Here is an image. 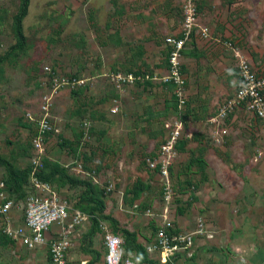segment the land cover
I'll return each mask as SVG.
<instances>
[{
  "label": "rangeland",
  "instance_id": "rangeland-1",
  "mask_svg": "<svg viewBox=\"0 0 264 264\" xmlns=\"http://www.w3.org/2000/svg\"><path fill=\"white\" fill-rule=\"evenodd\" d=\"M18 4L19 0H0V57L15 43L11 26ZM188 8L193 9L194 20L185 36ZM202 29L210 38L202 37ZM23 30L26 48L0 63V157L18 169L31 167L22 196L14 198L0 165V193L17 207L12 225L20 223L25 198L37 190L34 181L41 182L37 171L32 174V141L38 122L46 119L52 129L45 134L42 163L47 159L66 174L98 186L103 191L104 215L116 220L119 230L134 233L137 243L144 246L150 241L166 203L159 191L160 176L148 170L146 159L158 151L177 120L172 92L162 81L170 68L167 39L186 37L179 63L187 103L169 170L173 185L169 215L174 226L194 232L202 219L203 233L196 236H205L206 212L218 206L216 200H230L225 193L229 189L224 187L214 190L224 193L222 198L211 200L207 158L210 167H252V173L244 177L242 169L240 176L264 184V123L244 106H236L225 121L235 116L244 121L239 127L243 132L237 135L246 148L222 153L219 162L207 157L200 148L203 141L195 138L198 127L205 126L200 123L217 117L234 98L235 52L250 62L257 76H264V0H30ZM129 75L135 78L133 82L124 80ZM228 135L220 136L225 140ZM208 141L218 144L212 138ZM218 173L220 180L227 175ZM228 175L225 180L237 181L235 174ZM46 184L67 202L71 212L79 211L76 205L82 189ZM133 188H138V198L130 193ZM226 205L222 210L231 211L230 203ZM84 216L86 220L70 237V264H89L91 251L101 257L95 264H104L102 227L110 230L109 222L99 220L95 232L92 219ZM220 240L208 249L204 260L207 255L210 260L216 256L226 264L225 237ZM123 250L127 257L140 260L134 252ZM213 250L222 252L217 255ZM48 255V244L32 250L13 243L0 245V264H53ZM149 259L159 264L155 254Z\"/></svg>",
  "mask_w": 264,
  "mask_h": 264
},
{
  "label": "built area",
  "instance_id": "built-area-1",
  "mask_svg": "<svg viewBox=\"0 0 264 264\" xmlns=\"http://www.w3.org/2000/svg\"><path fill=\"white\" fill-rule=\"evenodd\" d=\"M194 11L187 9L186 28L190 33L194 20ZM202 37L210 38L206 29L201 31ZM186 37L182 39H167V45L173 49L169 57V75L162 79L163 82L172 81L175 85V95L177 98V120L175 127L163 138V143L159 147L157 157L153 160L146 159L148 169L159 168L158 175L161 179V189L165 201V207L159 215L157 229L144 245L148 255L155 254L159 264H185L183 255L190 258V249L193 246L196 235L203 233L204 223L202 219L198 221L196 231L192 233H181L174 226L169 215V202L172 198L173 189L170 180V166L172 157L176 154L175 145L182 129L181 112L187 98L185 96V81L181 76V65L179 63L180 52L185 44ZM225 46L230 44L224 43ZM238 59L237 71L239 86L230 100L219 112L217 117L210 120L216 125H224L225 120L233 113L236 106H244L246 111L255 120L264 123V76H257L250 62L235 52ZM125 81L133 82L135 78L129 75ZM167 124V123H166ZM165 128H169V124ZM37 135L33 138L32 146L34 150V165L32 174L42 168V156L44 154L45 134L52 129L48 120L43 119L38 122ZM221 134H226L225 129ZM264 131V130H263ZM217 133V132H216ZM218 135V133H217ZM159 166V167H158ZM35 193L27 196L22 208L21 223L12 225L11 217L17 207L14 201L8 197L2 198L0 204V231L11 241L20 247L34 249L44 244H48L49 256L53 264H70L68 252L71 248V235L76 227L86 220L84 214L79 211L71 212V207L65 200H62L57 192L46 183L34 181ZM105 253L104 264H137L132 257H127L123 250L124 240L118 235L109 232L108 227L103 225ZM264 252V245H263Z\"/></svg>",
  "mask_w": 264,
  "mask_h": 264
},
{
  "label": "crops",
  "instance_id": "crops-1",
  "mask_svg": "<svg viewBox=\"0 0 264 264\" xmlns=\"http://www.w3.org/2000/svg\"><path fill=\"white\" fill-rule=\"evenodd\" d=\"M198 93L199 92L197 91V94ZM211 119L209 118L207 121L201 122L200 124L205 123V126L198 127L199 131H195L197 133L195 135V138L203 141L200 144V148L201 150H206L205 152L207 157L210 156L211 159V156H214L219 160V162H222V160L219 158L220 156H223L222 153H232L240 148H246L243 142L240 141V136L237 135V133H240L241 131L243 132V130L239 131V127L244 126V121L242 119L235 116L230 121H225V123L227 124L226 128H222V125L218 126L215 123H211ZM220 127L221 130L225 129L226 133L229 134V137H226L225 140H223L224 137L220 136L221 134H219ZM216 132L218 133V135ZM190 135L192 136L193 133H190ZM210 138H212L218 144H215L212 141L207 142V140H210ZM222 140L223 143L221 144ZM247 148L249 149V146H247ZM258 154L261 155V151H258ZM253 160L256 161V157H254ZM206 161L208 164V167L206 169V175L208 178L206 186L210 187L211 200H216L215 198H222L224 193L214 190L218 188L222 189L223 187L224 189H229L228 191H225V193L230 200H216L214 203L218 206L215 209L213 208L211 209V211L206 212L204 216L208 223L207 225H205L207 226V228L205 227L206 235L195 236V241L193 242V246L189 251L191 257L186 258L187 255H183L185 258V264H225L218 259L219 257L217 258L216 256H214L215 258L211 256L213 260H210V255H207L209 262L208 260H204L203 257L205 256V254L209 253L208 249L215 248V246H218L220 244V236H224L226 240L224 243L227 245L228 252V256H225V261L227 260L226 264H264L263 182L258 181L257 183H253L252 180L248 182L246 180H243V178L240 176V170L243 169L242 174L245 177L247 173H252V167H210L211 162L209 158H207ZM231 168H234V171ZM226 169H231V171H227ZM218 171L226 172V176L228 178V173L232 172L233 174H235V178L237 179V181L233 183L232 180H225L226 176L224 175L222 177V180H220V175L219 173L217 174ZM237 172H239V174ZM219 183H221L223 186L218 185ZM199 194H201V192H199ZM227 202H229L232 206L231 211L224 212L222 210V207L227 206ZM254 208L261 211V213H255ZM220 219H223L225 221L224 223H222L224 224L223 226L219 222ZM218 225H220L221 227H219ZM177 229L181 233H192L190 231H182L183 229H179V227H177ZM218 234L219 237L217 238ZM201 240L203 242L202 244H200ZM213 251L216 254L218 253V251L222 252L221 250Z\"/></svg>",
  "mask_w": 264,
  "mask_h": 264
},
{
  "label": "trees",
  "instance_id": "trees-1",
  "mask_svg": "<svg viewBox=\"0 0 264 264\" xmlns=\"http://www.w3.org/2000/svg\"><path fill=\"white\" fill-rule=\"evenodd\" d=\"M29 6H30V0H19L18 8L16 14L13 17L12 26H11L15 43L6 51V53L3 56L0 57V63L10 58L13 54L17 52H21L26 48L27 43L23 30V21L28 14ZM172 51L173 49L171 48V51L169 53H171ZM236 73H237V89H238L239 79H238L237 70ZM164 86L168 87L169 91L172 92L174 99L173 109H174V113L177 114V98L174 92L175 85L173 84L172 81H168V82H164ZM186 103L187 101L185 102L182 111L185 109ZM181 120H183L182 114H181ZM163 142L164 141L162 139L161 144ZM176 147H177V143L175 145V150ZM177 149L183 152V149L181 148H177ZM157 152L149 153L148 158H150L151 160L155 159L157 157ZM0 165L3 166L6 170L5 185L8 188V192L10 193L11 196L13 197L16 196L17 198H20L23 194V187L28 181L31 167L18 169L10 162L4 160L1 157H0ZM42 165L43 167L40 170H38L36 173L37 178H39L41 182L56 184L58 187L68 185L70 187H79L80 189H82L78 205H76V209L82 212L83 214L89 216L90 219H92L95 232L99 230V226H98L99 220L101 219L107 220L111 228L109 230L110 233H112L113 235L118 234L117 233L118 231L122 233L123 236L122 238L124 240L123 248H125L127 252H134V255L136 254L140 257L141 261L136 260L132 257L133 260L137 262V264H152L151 260L149 259V255L146 253L145 247L137 243L135 234L129 232L128 230H124V229L119 230L118 222L112 219L111 217L104 215L105 204L103 201V191L100 190L98 186H96L95 184L89 181L79 180L66 174L65 171L61 169L58 164L52 163L47 159L43 160ZM199 168L201 170V173H203L205 170V165L201 163ZM148 170L151 173H156V174H158L159 172V168H156L155 170H150V169ZM143 187L145 189L149 188L148 186H143ZM172 189H173V185H172ZM159 191L163 195L161 187L159 188ZM130 193L133 194L134 198L139 197L138 188H133L130 191ZM153 229H154L153 233H155L157 226H154ZM12 243L15 244L13 241L7 238V236L3 234L2 231H0V245L5 246ZM91 253H93L94 255L90 260L89 264L98 263L101 258L100 254L96 251H91Z\"/></svg>",
  "mask_w": 264,
  "mask_h": 264
}]
</instances>
